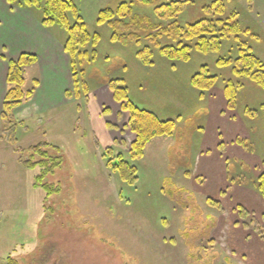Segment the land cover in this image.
Returning <instances> with one entry per match:
<instances>
[{
  "label": "rangeland",
  "instance_id": "1",
  "mask_svg": "<svg viewBox=\"0 0 264 264\" xmlns=\"http://www.w3.org/2000/svg\"><path fill=\"white\" fill-rule=\"evenodd\" d=\"M74 1L91 33L100 38L98 55L85 66L91 93L88 100L71 96V78L63 97H54L53 108L30 101L17 109L15 122L24 124L18 131L21 154L0 132V264H6L9 255L19 264H264V215L239 206V201L257 206L255 200L261 198L256 182L264 174V90L247 78L237 79L230 65L218 64L229 55L238 56L236 42L207 55L193 52L189 63H172L151 39L160 30L156 26L167 25L155 9L180 0ZM183 1L178 20L185 26L205 17L202 9L217 0ZM223 1L226 17L236 14L240 21L238 41L264 62V0ZM121 5L144 19L140 43L113 41L112 29L98 25L103 9L116 12ZM18 15H27V24L42 19L39 11L17 6L5 11L0 4L1 55L10 49L5 32L8 24L20 23ZM207 16L213 17L212 12ZM50 31L66 41L64 30ZM160 43L173 41L164 36ZM144 48L154 53L150 66L137 56ZM88 49L92 53L94 47ZM202 66L218 77L204 96L190 83ZM41 72L38 65L27 69L25 90L33 88ZM110 79L123 80L140 107L177 123L174 137L154 139L145 157L132 161L139 170L134 186L122 182L104 157L111 147L115 157L130 161L136 139L129 113L107 85ZM232 80L241 88L234 110L227 108L224 96ZM37 101L46 104L42 97ZM44 142L62 150H44L50 157L62 155L64 160L45 181L60 184L62 192L47 201L45 192L35 188L41 170L22 163L41 162L30 148ZM209 199L220 208L211 207ZM239 245L245 258L235 253Z\"/></svg>",
  "mask_w": 264,
  "mask_h": 264
},
{
  "label": "trees",
  "instance_id": "2",
  "mask_svg": "<svg viewBox=\"0 0 264 264\" xmlns=\"http://www.w3.org/2000/svg\"><path fill=\"white\" fill-rule=\"evenodd\" d=\"M7 2L12 7L17 6L24 10L41 12V23L46 29L50 30L53 27H59L66 32L67 39L64 41L63 47L70 58V71L73 81V92L69 93L78 100H88L91 87L86 77L88 72L85 66L98 55L97 47L100 38L98 34L91 33L75 1L7 0ZM185 4V1L180 0L162 4L155 9L160 22L167 23V25L159 24L156 26L160 30L157 31V36L151 39L155 46H159L158 50L162 57L172 63H189L193 52L204 55L213 51L219 52L225 43L228 44L234 40L237 44L238 56L229 55L228 59H221L218 64L220 66L230 65L231 73L237 79L247 78L264 90V62L259 60L246 43L238 41L243 29L236 14L226 17V2L217 0L211 6H205L202 9L205 17L182 26L178 18L182 14ZM207 11L212 12L213 17L208 18ZM143 21V18L140 19L134 16L130 6L121 5L116 12L103 9L99 13L97 23L100 26L107 25L112 29L111 39L113 41L128 45L140 43V35L145 29ZM145 22H149V20H145ZM164 36L170 37L173 44L162 46L160 42ZM89 46L94 47L92 53L88 49ZM234 53H236V50ZM137 56L145 65L150 66L153 63L154 53L148 48L141 49ZM0 59L8 63L7 90L0 113L1 138L13 148L16 154H21L20 148L18 149L17 146L19 144L18 131L24 124L15 122L14 113L34 98L35 92L40 85L38 80H34L32 89H24L26 71L38 63V58L33 54L25 53L16 60L8 59L0 54ZM217 79V76L209 74L207 66H202L198 73L191 78L190 83L193 89L204 96L206 92H209L214 87ZM107 85L111 89L115 101L120 103L122 109L129 113V128L135 134L136 139L131 145L130 161L122 156L115 157L111 147L105 149L104 157L108 159L107 166L119 176L122 182L129 186H134L139 180V170L132 165V161L142 160L145 157L148 145L154 139L174 137L177 123L174 119L163 120L156 112L140 107L131 99L129 89L123 84V80L110 79ZM240 91V85L233 80L226 83L224 96L228 109L234 110L237 108ZM245 112L249 113L251 110L246 109ZM46 149H54L58 153L62 151L59 147L52 146L47 142L40 143L30 148V151L42 157L41 162L22 161V163L29 170H41L35 177V188L45 192L47 201L52 196L62 192L60 184L55 186L45 181L47 177L55 175L56 171L63 166L64 160L62 155L50 157L44 151ZM256 186L258 193L264 199V174L258 178ZM208 203L215 208H220L221 205L213 199H209ZM6 264L19 263L9 255L6 257Z\"/></svg>",
  "mask_w": 264,
  "mask_h": 264
},
{
  "label": "crops",
  "instance_id": "3",
  "mask_svg": "<svg viewBox=\"0 0 264 264\" xmlns=\"http://www.w3.org/2000/svg\"><path fill=\"white\" fill-rule=\"evenodd\" d=\"M0 4L5 11L7 7H10L7 0H0ZM18 17L21 20L20 23L15 22L8 24L7 26L5 33L9 42L8 46L10 49L12 48V50L10 51L9 49V51H7L6 55L4 56L12 60L18 59L22 54L25 53L37 56L38 63L36 65H38V67L40 66L42 72L41 78L38 80L40 85L31 101H36V104L39 106V108H53L56 106L55 100L58 99L56 98L54 100V97L56 95L58 96V94L63 97L65 89L71 86L72 76L70 71V58L64 51L61 40L51 33L49 29H46L41 22L32 20L27 24L25 21H23L25 18L30 20L27 15H18ZM62 68L65 69L64 75ZM7 75L8 63L5 60L0 59V113L2 110V102L7 90ZM64 81H66L65 84L63 83ZM40 97L44 98L46 104L37 101V99ZM223 188H220L218 191L222 193ZM247 193L251 196L256 195L254 193L251 194L252 192L249 190ZM248 198L251 197L248 196ZM239 202V206L242 205L241 207H243L244 205V208L246 207L250 212H258L260 215H264V207L262 206L264 199L262 197L258 201L255 200L257 206L251 204L249 205L248 201L247 203L241 201ZM218 220H220V225L223 228L225 226L223 223L224 218L220 216V218L218 217ZM236 252L239 254L242 252V256L244 258L246 257L245 250L241 246L239 248H235V253ZM248 252L251 254L249 250Z\"/></svg>",
  "mask_w": 264,
  "mask_h": 264
}]
</instances>
